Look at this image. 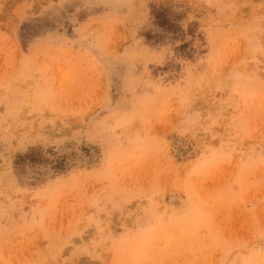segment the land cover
<instances>
[{
	"label": "rangeland",
	"instance_id": "rangeland-1",
	"mask_svg": "<svg viewBox=\"0 0 264 264\" xmlns=\"http://www.w3.org/2000/svg\"><path fill=\"white\" fill-rule=\"evenodd\" d=\"M0 264H264V0H0Z\"/></svg>",
	"mask_w": 264,
	"mask_h": 264
},
{
	"label": "trees",
	"instance_id": "trees-1",
	"mask_svg": "<svg viewBox=\"0 0 264 264\" xmlns=\"http://www.w3.org/2000/svg\"><path fill=\"white\" fill-rule=\"evenodd\" d=\"M23 159H26V157H22V158H20V159H18V160H23Z\"/></svg>",
	"mask_w": 264,
	"mask_h": 264
}]
</instances>
